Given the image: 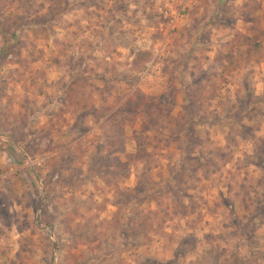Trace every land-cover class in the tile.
<instances>
[{"label":"rangeland","instance_id":"1","mask_svg":"<svg viewBox=\"0 0 264 264\" xmlns=\"http://www.w3.org/2000/svg\"><path fill=\"white\" fill-rule=\"evenodd\" d=\"M239 32L264 0H0V264H264Z\"/></svg>","mask_w":264,"mask_h":264},{"label":"trees","instance_id":"2","mask_svg":"<svg viewBox=\"0 0 264 264\" xmlns=\"http://www.w3.org/2000/svg\"><path fill=\"white\" fill-rule=\"evenodd\" d=\"M251 59H255L257 62L264 59V43L262 40L257 41L239 32L237 40L229 44L225 50L224 63L222 64L223 74L234 71L245 61Z\"/></svg>","mask_w":264,"mask_h":264}]
</instances>
